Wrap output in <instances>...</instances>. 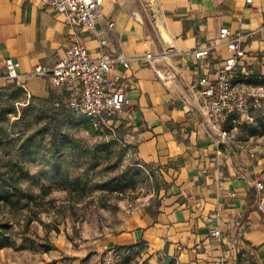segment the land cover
I'll use <instances>...</instances> for the list:
<instances>
[{
	"label": "crops",
	"instance_id": "1",
	"mask_svg": "<svg viewBox=\"0 0 264 264\" xmlns=\"http://www.w3.org/2000/svg\"><path fill=\"white\" fill-rule=\"evenodd\" d=\"M223 27L243 37L234 79L264 83V0H105L97 33L41 0H0V88L16 84L38 102L66 104L73 91L34 71L54 67L75 30L92 58L131 59L108 77L132 107L106 119L153 171L157 189L104 237L72 250L77 261L108 244L142 255L140 264H264V147L235 137L244 116L215 124L196 84L216 79L231 56ZM8 57L17 78L7 75Z\"/></svg>",
	"mask_w": 264,
	"mask_h": 264
},
{
	"label": "rangeland",
	"instance_id": "2",
	"mask_svg": "<svg viewBox=\"0 0 264 264\" xmlns=\"http://www.w3.org/2000/svg\"><path fill=\"white\" fill-rule=\"evenodd\" d=\"M10 91L0 89V170L20 165L29 176L20 180L26 189L20 202L16 196V202L0 200V264H106L101 250L80 262L71 251L104 237L131 203L150 198L157 189L153 171L107 120L69 109L61 116L65 108L33 101L27 93L16 101ZM233 130L243 144L264 147L261 111L245 115ZM53 131L60 145L56 157ZM142 258L131 252L114 264H140Z\"/></svg>",
	"mask_w": 264,
	"mask_h": 264
},
{
	"label": "built area",
	"instance_id": "3",
	"mask_svg": "<svg viewBox=\"0 0 264 264\" xmlns=\"http://www.w3.org/2000/svg\"><path fill=\"white\" fill-rule=\"evenodd\" d=\"M63 14L67 21L73 24H83L91 32L97 33L96 23L101 18V9L105 0H41ZM253 4L254 0H245ZM114 23H110L113 26ZM220 36L226 39L231 52L214 80L207 76L200 77L196 84L202 94L203 107L211 120L221 125L227 119L237 120L253 111L264 112V83H249L236 81L234 72L238 60L245 54L241 45L242 35L232 34L228 27L221 29ZM101 45L106 44L105 39L100 40ZM210 47L195 51L197 57L207 54ZM146 58L152 61L153 55L147 53ZM130 58L124 56L102 55L92 58L88 48L81 41V33L73 32L70 44L64 56L52 68L39 66L34 74H50L56 86H66L73 92L66 105L79 116L95 121H106L107 116L114 112L131 108L132 102L126 91L117 87L115 79L108 77L115 71L118 64L126 67L130 65ZM7 75L14 79L18 77L16 63L13 58L6 59ZM59 106L60 103H55ZM263 181L257 182V187L263 189ZM141 207V203H131L128 212L134 214ZM220 229L215 228L212 234L220 236ZM101 253L106 264H114L117 259L129 254L124 250L108 244L103 245Z\"/></svg>",
	"mask_w": 264,
	"mask_h": 264
},
{
	"label": "trees",
	"instance_id": "4",
	"mask_svg": "<svg viewBox=\"0 0 264 264\" xmlns=\"http://www.w3.org/2000/svg\"><path fill=\"white\" fill-rule=\"evenodd\" d=\"M10 89V97L16 101H19L20 97L22 96L23 93H27L26 89L22 86L16 85V84H11L5 87H2L0 89ZM28 94V93H27ZM33 101H36L34 98L29 96ZM46 104V103H44ZM50 105V104H46ZM58 108H65L62 109V115L65 116L66 113L68 112L67 109H69L72 113H74L66 104H60L59 106H56L55 104L53 105ZM65 110V111H64ZM262 114L264 112L261 111ZM75 114V113H74ZM56 115H59V113H56ZM86 118V117H85ZM52 140H53V147H52V157H56L60 148V145L57 141V132L53 131L52 134ZM29 176V171L24 170L23 167L20 165H13L11 168L6 169L4 171L0 170V200H3L5 203H12V202H20L21 197L18 196L19 192H25V188L22 187L20 184V180L22 178H25ZM71 182V181H70ZM8 188V190H5L4 188ZM43 188H48V191L51 190V187L42 185ZM47 191V192H48ZM16 196L17 200H14V197ZM18 196V197H17ZM35 195L33 194H28L27 197L29 198H34ZM28 204V203H27ZM29 206V205H27ZM38 212H36L37 214ZM32 218V217H31ZM31 220V219H30ZM1 228V227H0Z\"/></svg>",
	"mask_w": 264,
	"mask_h": 264
}]
</instances>
